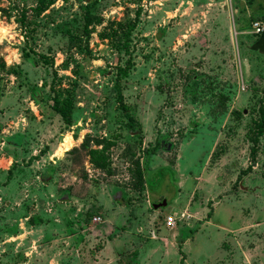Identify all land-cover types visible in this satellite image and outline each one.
Returning a JSON list of instances; mask_svg holds the SVG:
<instances>
[{
    "label": "rangeland",
    "instance_id": "1",
    "mask_svg": "<svg viewBox=\"0 0 264 264\" xmlns=\"http://www.w3.org/2000/svg\"><path fill=\"white\" fill-rule=\"evenodd\" d=\"M255 20L264 0H0V264H51L88 226L86 264H264ZM119 206L102 259L94 217Z\"/></svg>",
    "mask_w": 264,
    "mask_h": 264
},
{
    "label": "crops",
    "instance_id": "2",
    "mask_svg": "<svg viewBox=\"0 0 264 264\" xmlns=\"http://www.w3.org/2000/svg\"><path fill=\"white\" fill-rule=\"evenodd\" d=\"M110 211V216L108 217V219L106 218L104 221H102V217L100 221L97 222H101L103 223L101 227L98 228V234L95 233L96 235H94L95 239L97 240H101L103 242V249L99 251V255L98 257H103L105 255H107L109 253V255L112 256V253L115 255L113 256V258L116 259L117 256H119L121 254V249L120 247L122 246V244L124 243V241H122V239L120 238L123 229L119 228V224H116V217L120 218L123 217V213L121 210H123L122 206H119V209H117L116 207H111V209H109ZM99 216V215H96ZM96 221V220H95ZM112 222H114L112 224ZM95 226H88L86 228L82 229V232L80 234V236H82L81 240H77L75 241V244L73 245V247H71V252L64 254L61 257H58V255L62 254L65 251V248H61L58 251H55L54 249L50 252V255L48 256V258H50L51 261L54 262V264H57V262L59 260H68L69 264H86L85 260L89 259L90 256H87V252H84L85 250V246H86V242L89 244L88 240H86L84 235H87L88 233H90V229L94 228ZM116 230V231H115ZM132 230L127 229V234H131ZM116 233V234H115ZM100 234V235H99ZM107 234V235H106ZM85 239V240H84ZM82 254V255H81ZM91 259V258H90ZM52 262V263H53ZM51 263V264H52Z\"/></svg>",
    "mask_w": 264,
    "mask_h": 264
},
{
    "label": "trees",
    "instance_id": "3",
    "mask_svg": "<svg viewBox=\"0 0 264 264\" xmlns=\"http://www.w3.org/2000/svg\"><path fill=\"white\" fill-rule=\"evenodd\" d=\"M117 87L120 89L119 101L121 103V108L124 111V113L127 115L129 122L131 123V126L134 127V125L138 124L137 119L131 114L127 104L124 101V96H123V93L121 91L120 84H117ZM59 110H61L62 114L67 117V121L71 122V120H72L71 113L68 111L62 110L61 108H59ZM255 130L257 131V134L264 133V113H263L262 118L257 123ZM253 139H254L255 144H256V142L258 141V135L254 136ZM256 149L257 148L255 147V145L251 149V153L253 154L254 160L256 157ZM81 150L84 152V154L86 156H90L91 160H93V162L96 163L97 165H101V166L105 165V161H104L105 152H104V150L91 148L89 145L88 139L84 140V142L79 147H75L74 149H72L73 152H81ZM77 161H79V159ZM144 185H145L144 169L140 163V160L137 159L136 167H135V171H134L133 187H135L137 189H143ZM211 213H212V211H211ZM183 242H184L183 239H179V244H182Z\"/></svg>",
    "mask_w": 264,
    "mask_h": 264
},
{
    "label": "built area",
    "instance_id": "4",
    "mask_svg": "<svg viewBox=\"0 0 264 264\" xmlns=\"http://www.w3.org/2000/svg\"><path fill=\"white\" fill-rule=\"evenodd\" d=\"M253 28H254V32L258 35H262L264 34V21L262 20H255L253 22ZM94 220L96 221H100L101 217L100 216H96L94 217ZM177 223V218L174 216H169L167 218V224L168 226H175V224Z\"/></svg>",
    "mask_w": 264,
    "mask_h": 264
},
{
    "label": "water",
    "instance_id": "5",
    "mask_svg": "<svg viewBox=\"0 0 264 264\" xmlns=\"http://www.w3.org/2000/svg\"><path fill=\"white\" fill-rule=\"evenodd\" d=\"M251 48L254 49V50L260 51L261 53L264 54V34L259 36L257 41H255L252 44ZM165 205H167V201L166 200H164L163 203H154L153 207L159 208V207L165 206Z\"/></svg>",
    "mask_w": 264,
    "mask_h": 264
},
{
    "label": "bare ground",
    "instance_id": "6",
    "mask_svg": "<svg viewBox=\"0 0 264 264\" xmlns=\"http://www.w3.org/2000/svg\"><path fill=\"white\" fill-rule=\"evenodd\" d=\"M72 145V140L70 138H67L65 141V146L70 147Z\"/></svg>",
    "mask_w": 264,
    "mask_h": 264
}]
</instances>
